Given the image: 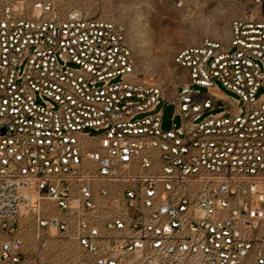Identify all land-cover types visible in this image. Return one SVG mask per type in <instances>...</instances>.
Segmentation results:
<instances>
[{
    "label": "built area",
    "instance_id": "2783aa9c",
    "mask_svg": "<svg viewBox=\"0 0 264 264\" xmlns=\"http://www.w3.org/2000/svg\"><path fill=\"white\" fill-rule=\"evenodd\" d=\"M100 1L0 0L1 264H264V0L174 95Z\"/></svg>",
    "mask_w": 264,
    "mask_h": 264
},
{
    "label": "rangeland",
    "instance_id": "374dc122",
    "mask_svg": "<svg viewBox=\"0 0 264 264\" xmlns=\"http://www.w3.org/2000/svg\"><path fill=\"white\" fill-rule=\"evenodd\" d=\"M93 11L125 27L140 78H153L174 95L177 87L180 90L189 82L188 71L176 63L177 55L206 40L227 42L241 6L233 0H188L184 9L176 10L168 0H101ZM216 84L219 90L214 92L235 97L220 82ZM194 89L207 92L206 88ZM263 93L261 89L257 96ZM159 110L163 111L164 130H170L174 123L180 125V118L174 117V105L166 102Z\"/></svg>",
    "mask_w": 264,
    "mask_h": 264
}]
</instances>
